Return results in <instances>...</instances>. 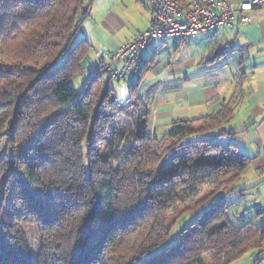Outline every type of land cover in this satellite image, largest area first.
<instances>
[{
    "label": "trees",
    "instance_id": "16d2710c",
    "mask_svg": "<svg viewBox=\"0 0 264 264\" xmlns=\"http://www.w3.org/2000/svg\"><path fill=\"white\" fill-rule=\"evenodd\" d=\"M90 3L0 0V264H33L13 249L14 223L29 218L51 264H229L264 251V225L227 215L229 195L249 188L234 102L151 135L139 90L153 54L125 101L104 60L73 99L70 79L92 46L75 41Z\"/></svg>",
    "mask_w": 264,
    "mask_h": 264
},
{
    "label": "crops",
    "instance_id": "0c3cea01",
    "mask_svg": "<svg viewBox=\"0 0 264 264\" xmlns=\"http://www.w3.org/2000/svg\"><path fill=\"white\" fill-rule=\"evenodd\" d=\"M84 1L91 2L90 6L95 5L89 9L94 23L90 28L95 40L93 62L97 58L98 63L103 61L106 52L131 40L150 24L152 13L147 0ZM227 1L236 7L242 0ZM250 15L247 24L235 21L182 40L158 39L165 46L163 67L156 71V65L152 67L153 61L149 63L142 72L140 90L144 87L146 94L153 90L157 92V104L150 102L149 105L144 98L150 108L149 123L153 128L171 124L175 119L208 114L224 101L234 102L229 124L241 131L233 136V140L250 158L242 176L243 186L249 188L239 197L254 193L250 198L253 208L263 214L264 7L254 8ZM157 47L156 43L150 42L142 50L144 57L153 54L154 58ZM182 47H190V50L181 52ZM90 67L83 68L88 70ZM134 76L132 74L130 79ZM143 80H147L145 84Z\"/></svg>",
    "mask_w": 264,
    "mask_h": 264
},
{
    "label": "built area",
    "instance_id": "2783aa9c",
    "mask_svg": "<svg viewBox=\"0 0 264 264\" xmlns=\"http://www.w3.org/2000/svg\"><path fill=\"white\" fill-rule=\"evenodd\" d=\"M152 13L150 24L128 41L104 54L103 71L124 80L140 72L142 50L151 39L182 40L198 33L238 21L247 24L250 11L264 7V0H242L236 7L227 0H147Z\"/></svg>",
    "mask_w": 264,
    "mask_h": 264
},
{
    "label": "rangeland",
    "instance_id": "374dc122",
    "mask_svg": "<svg viewBox=\"0 0 264 264\" xmlns=\"http://www.w3.org/2000/svg\"><path fill=\"white\" fill-rule=\"evenodd\" d=\"M93 25L94 23L92 21V18H90V16L88 15L81 23V26L75 35V41H77L82 36H85L91 42L92 46L87 52V55L84 57L83 63H82V66L84 68L88 66H91V67L88 70L83 68L82 71L76 73L70 79V82L74 85L76 89V93L73 96V99L78 97V93L81 91L84 83L88 80L89 75L93 72V70L95 69V66L98 63V58L93 62L94 57L92 55V54H95L94 53L95 45L93 44L95 40L94 38L91 37L92 34H90V28L92 29ZM96 36L98 37L97 34ZM150 42L156 43L158 45L157 47L158 51L154 55L152 67L156 65L157 67L156 71H159L160 68L163 67V64H164L163 60L166 57L165 46L161 45L160 40L155 39V38L151 39ZM189 50H190V47L181 48V52L185 51V53H187V51ZM102 64H104V62ZM100 71H102V68L100 69ZM102 72H104V75H103L104 79L107 80L109 73L107 71H102ZM146 73H149V71L147 70ZM130 77L131 75L128 76L125 80H117L112 77H110L109 79V85L113 86L114 91L116 93V97L118 98L119 101L123 102L126 100V96L128 95L127 86H128ZM146 81L147 80H143L142 83L145 84ZM140 91L144 95L143 98L147 99L149 105H150V102L157 104L159 98H158V95L156 94L157 93L156 91L153 90L151 91V93L146 94L144 87H142ZM170 125L171 124L168 123V124L159 125L153 128L152 124L149 123L148 132L151 135H156L157 137H160L170 127ZM252 197H254V193L252 196H249L248 194L243 197L237 196L236 193L230 194L229 197L227 198L228 200H230L228 209H227L228 218H230L233 221H236L237 223L250 222L254 225H259V226L264 225V213L263 214L258 213L255 210V208H253V205L250 200V198ZM180 207L183 208L182 206ZM201 215H202L201 212L191 213L185 217L184 222L189 223L192 220H196ZM182 222L183 220L181 221V218H180L177 221V223L173 226L172 232L179 230L180 227L182 226ZM13 227H14V230L17 229V241L13 249L18 255H21L22 257L29 259V261L33 264H51V262L48 259V255H47L48 248H46V246L41 245L42 243L39 237V233L37 232L36 226L30 220V218L19 221V222H15ZM95 236L96 235L88 236L86 240H88L89 242H92L95 239ZM81 245H82L81 242H77L75 244V247H74L75 252H77L81 248ZM203 257L206 262L212 261L211 256L207 253H205ZM257 257H259L258 258L259 261H256L255 258ZM229 264H264V251L259 252L258 250L253 249L249 251L248 253H246L244 256L230 262Z\"/></svg>",
    "mask_w": 264,
    "mask_h": 264
}]
</instances>
